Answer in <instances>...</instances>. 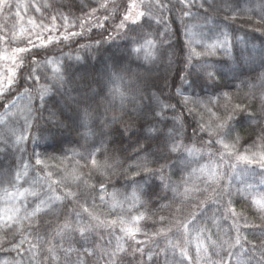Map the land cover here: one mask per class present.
<instances>
[{
  "label": "rangeland",
  "instance_id": "obj_1",
  "mask_svg": "<svg viewBox=\"0 0 264 264\" xmlns=\"http://www.w3.org/2000/svg\"><path fill=\"white\" fill-rule=\"evenodd\" d=\"M29 2L33 0H17L19 8L15 7L16 12L25 11L29 7ZM198 3H204L203 9L191 13L190 20L185 28L184 36L188 45L191 59L194 66L202 73L207 75L204 70L207 66L209 71L215 73V77L221 79L227 84V87L200 89L193 83L182 85L179 95L185 105L196 115L199 123L205 129L208 135L219 139L217 135L218 125L224 123L229 115L232 116L230 127L234 129L230 137H223L229 144H234V148L224 150L222 145L216 143L225 153H240V156L247 155L257 158L264 153V38L257 32L247 34L236 32L231 26V21L239 17L246 16L260 20L261 8L264 7L262 0H234L235 12L226 9L222 0H198ZM211 5V7H210ZM12 18L6 22L12 21ZM235 17V18H233ZM156 35V32H152ZM225 34L229 43L224 47H219L224 42ZM141 43L132 44L138 46ZM216 45L215 48L212 46ZM118 46L112 48L107 54H101L95 59V65L84 69H79L75 75L77 80L87 77L89 80H99L102 83L105 101L117 107L118 110H126L141 115L138 102L139 96L134 90L129 91L126 87L132 81L139 82V89L148 85V81L140 79L143 71L139 65L135 68L131 66V58L124 55L125 51L120 53L124 56L114 55ZM195 50V52H193ZM119 53V54H120ZM195 53H200L199 56ZM0 70H5L6 59H1ZM64 58H55L49 62L48 70L38 72L40 81L47 79L52 70H63ZM96 66V67H95ZM153 69V68H150ZM117 71L124 76L123 81L109 82L111 73ZM82 72V73H81ZM0 75H2L0 73ZM139 77V78H138ZM119 86L126 92V98L123 103L119 96L113 97V92ZM22 87V86H21ZM20 87V88H21ZM94 87V86H93ZM73 95V94H72ZM75 96V94L73 95ZM68 96L58 98H46L41 104V108L35 110L31 101L18 92L15 94L5 109L0 112V175L15 176L21 173L20 180L15 185L8 183L0 184V264H43L46 259L44 247L52 248L47 251L49 259L58 261L60 259V247L50 246L47 243L46 235L35 232L33 224L42 211L47 214L54 213V206L49 210L45 205H41L42 211L35 216H27L28 213L40 204L38 199L26 197L24 202L17 200L5 201V190L16 192L17 189L23 192L25 189L31 191L36 185V181L30 178L33 167L36 165V156H39L43 165L40 167L50 171L54 175L55 181H62L60 185L65 188H73L81 191L82 201L92 204V207L98 214H104L109 221L117 220V231L112 235V239L106 240L104 248L116 257L121 251H128V247L133 245L135 252L139 253L142 260L147 264H157V256L164 244L163 241L153 240V244L148 239L153 234L154 227H146L147 218L152 214L145 211L144 208L150 202V196L156 186L155 176H152L146 183L138 186L134 180H139L137 173L143 174L140 164H145L150 168L161 166V159L154 155L144 153L138 160L127 163L123 158L108 153L104 147L106 136L101 138L99 135H89L84 138V129L77 130L73 126L67 128L55 129L49 124V114L54 113L55 118L64 120L69 115L67 105ZM105 105V103H104ZM240 105L241 111L236 108ZM103 114V112H102ZM241 115L239 117L238 115ZM104 116V115H103ZM106 116L103 117L105 119ZM113 117L108 118L112 120ZM40 127L44 128L40 131ZM77 130L76 134L74 130ZM251 134H246L248 131ZM254 131V132H253ZM38 133L37 140L32 138V133ZM108 132V131H107ZM248 132V133H249ZM23 136V141L18 142V138ZM104 139V140H103ZM89 153H92L97 161V167H93ZM35 154V155H34ZM202 157L192 150L187 157L179 158L168 166L169 169V191L170 199L181 196L192 197L203 196L215 186L218 180L219 166L217 161L211 162V159L205 155ZM243 161V160H242ZM150 164H149V163ZM259 164H243L235 167L229 176V191L232 195L231 202L238 198L243 205L245 202L253 213V217L244 215V228L250 229L253 225L257 226L256 221H264V214L260 213L253 201L255 199H264V172L256 167ZM203 169V171H201ZM215 169L216 175L210 176V170ZM73 175L78 176L79 180H73ZM86 181L87 183H83ZM103 182L107 185L103 193L99 192V184ZM156 190V188H155ZM187 190V191H186ZM103 195L101 201L99 196ZM115 196V200L113 197ZM149 196V197H148ZM93 201H95L93 203ZM236 203H239L238 201ZM114 204H120L123 207H115ZM170 206V202H168ZM13 206L20 207V213L14 217L11 227L5 225V209ZM141 215L142 219L138 224L139 231L134 238L126 236L120 228L119 220H129L130 217ZM223 218H218L213 213H201V218L196 221L195 228L203 230L197 233L193 226L190 227L188 235L189 250L195 258V249L197 243H204L209 246V252L213 251L211 243L217 244L228 240L232 243L230 229L227 225L221 224ZM249 219V220H248ZM253 220L255 222H253ZM254 228V227H253ZM247 234L252 235L253 239H246L244 243L256 246V241L264 240V233L250 229ZM37 235L40 239H37ZM180 233H178V239ZM175 236H173V241ZM182 239L178 240L180 242ZM35 245V247H33ZM227 246H225L226 250ZM19 249V251L17 250ZM85 249L89 254H93L92 243L83 247L73 246L68 257L63 260V264H90L85 255ZM221 251V256L224 255ZM248 246L243 249L238 248L235 256L237 264H247L249 260L256 264L253 255H242V252H252ZM132 251V250H131ZM22 253V255H21ZM88 254V255H89ZM162 255L161 264H187V262L174 252H166ZM167 256V262L165 261ZM259 258V257H258ZM213 259H216L214 256ZM160 261V260H159Z\"/></svg>",
  "mask_w": 264,
  "mask_h": 264
},
{
  "label": "trees",
  "instance_id": "obj_2",
  "mask_svg": "<svg viewBox=\"0 0 264 264\" xmlns=\"http://www.w3.org/2000/svg\"><path fill=\"white\" fill-rule=\"evenodd\" d=\"M11 3L16 5L17 0H11ZM28 3L29 7L25 11H20L19 16L16 15L15 6L10 12L7 10L0 12V36L5 37L4 40H0V57L11 56L17 47H31L27 43L31 39L36 45L31 48V55L36 56L38 61L33 69L34 75H39V71L46 69L49 72L47 62L58 57L64 58V71L52 70L49 77L42 81L40 79L35 82L31 79L26 80L23 77L28 76L27 69L32 65L31 59L28 58L30 54L27 52L18 54V57L21 55L24 57V67L17 72L15 84L10 91L7 85L4 86V94L0 95V112L10 104L17 92L26 96L35 110L41 108V104L46 98L53 96L65 98L68 96L65 88L58 87L60 76L65 79L70 75L75 77L78 68L85 71L88 67L95 65L97 57L107 54L112 51L113 47L118 46L114 55L129 56L132 61L131 66L136 68L139 65L138 68L143 71L144 75L140 79L149 83L141 87L142 89L134 90L135 95L137 92V96H139L137 99L140 105L139 110L144 109L141 111V113L143 112L141 115L126 110L122 111V109L118 110L109 101L102 100V97L105 99L104 92L100 91L101 88L103 89L102 83L93 84L94 88L100 92L93 103L94 106L99 104L101 114L103 112L102 118L104 116H106V120L110 117L116 118V123L110 124L107 129L109 133L106 136L107 139H103L104 142H102L106 151L123 158L127 163L138 160L141 155L148 153L142 151V148L155 147V142L149 144L143 138L146 135L155 134L149 133L148 128L157 126L158 120L161 121L159 127L165 128L173 136L178 135L176 143L180 150L169 152L167 148L159 149L158 154L154 156L161 159V166L150 168L152 171L163 169L162 176L157 175L154 178L156 190L153 189V193L149 195L150 202L144 208L145 211L152 214L150 218H147L146 227H154L153 234L148 239L152 244L153 240L157 239L164 242L157 256V264H161L162 255H165L163 252H174V255L180 256L187 264H193L192 261H188L185 256L181 255L183 250L187 255L192 256L189 250L188 235L182 234L181 225L188 221L195 223L201 218L202 212L204 214L213 213L218 218H223L220 219L221 224L227 225L231 231V244H234L235 238L239 236L241 244L252 249L253 242L250 245L244 243L246 239H253V236L247 232L250 229H256V231L264 233L262 231L264 230V221H256V227L246 230L243 217L244 215L253 217L252 210L246 208L245 206L248 207L247 203L245 202L243 205L238 198L231 202L232 195H229V176L235 167L243 164V161L238 159L241 152L224 153L216 143H210V141L216 140L215 137L206 133L207 131L203 129L196 115L185 105L179 95L180 87L188 83H193L203 90L227 87V84L219 78H215L214 81L209 80L206 74L194 66L184 36L185 28L190 20L189 16L183 14L184 3L181 0H151V3L149 0H33ZM133 4L135 7L132 6ZM161 4L163 7L158 6ZM199 9L201 8L197 0V5L189 10L194 13ZM141 10L145 12V17L137 18V14ZM11 12H15L13 15L14 25L12 21L6 22L12 18ZM126 15L129 16L128 19H125ZM52 17H55V21L52 20ZM121 24L124 26L121 27ZM230 24L236 32L253 35L258 32L264 38V22H260V20L242 16L231 21ZM21 29L24 31L22 32ZM253 30H257V32H253ZM153 31L156 32V35L152 34ZM72 33L76 35H72ZM41 41L44 46H41ZM134 42L141 44L132 47ZM121 51H125V54H121ZM11 66V61L6 59L5 70H0L2 74L0 80L11 75L8 72ZM72 94L77 95L76 92H72ZM40 95L44 96L42 103L39 100ZM67 102L70 109L72 101L68 99ZM162 106L163 111L161 110ZM238 116L241 117V115ZM229 123L231 124L232 121ZM43 130L44 128L40 127V131ZM74 131L78 133L76 129ZM248 132L246 133L248 135L254 134ZM35 135L36 137L32 133L34 142L37 140L38 133L35 132ZM169 147H171V141H169ZM192 150L202 157L207 155L212 163L218 160L220 173L218 172L217 183L203 196H196L198 197L196 200L185 196L177 198V201L174 198L167 200L168 196L170 199L168 190L170 173L169 169L166 170L165 167L169 168L174 161L183 156L187 157ZM140 167L144 170L145 168L149 169L150 165L147 167L143 163L140 164ZM256 168L264 172V167L257 166ZM48 172L50 171L40 166L33 167L30 178L37 183L31 191L34 190L38 195L28 196V199H38L39 203L41 199H46L47 195L60 198L54 205L55 211L52 215L42 211L33 224L35 232L40 233L41 231V235H46L47 243L50 246L60 247L61 254L58 261L49 259L47 251L52 248L44 247L46 259L43 264H63V260L66 261L64 249L69 247L72 249L75 245L84 247L89 243H92L93 253H95L86 255L90 264H147L140 258L139 253L133 254L134 248H136L133 245L128 247V251H121L116 257L112 256V259L109 260L110 251L104 248V243L106 240L112 239V235L117 231V225L107 227L106 223L109 220L105 218L104 214H98L91 203L88 205L87 202L81 200V191L65 188L59 184V186L53 185L54 190L49 193L48 185L52 184L55 179L53 174L51 178H48ZM69 191L73 194L70 197L67 196ZM237 201L239 203H236ZM168 202H170V206ZM85 208H87V212H84ZM230 209L235 210V215L230 212ZM75 211L82 214L80 226H84L90 217L94 218L91 219V223L96 227L90 230L87 239L81 237L78 232H73L69 239L68 230L62 227L66 222H71L74 225L75 217L70 213ZM253 222L255 221L253 220ZM191 226L192 224H189V231ZM178 233H180L179 239ZM173 236H175L174 241ZM180 239L182 240L177 242ZM254 242L256 250H251V253L253 257L258 258L261 251H264V240L262 242L254 240ZM238 248L240 246H234L231 249L233 255L230 264H237L235 256ZM227 250L226 248L224 255Z\"/></svg>",
  "mask_w": 264,
  "mask_h": 264
},
{
  "label": "snow or ice",
  "instance_id": "obj_3",
  "mask_svg": "<svg viewBox=\"0 0 264 264\" xmlns=\"http://www.w3.org/2000/svg\"><path fill=\"white\" fill-rule=\"evenodd\" d=\"M182 3H184L185 6V11H184V15L185 16H191V12H190V8L191 7H195L197 5V0H181ZM204 2H206V0H204ZM224 6L226 9L230 10L231 12H235L236 11V7H234V0H222ZM149 3H151V0H149ZM262 4H264V0H262ZM17 7L19 8V5H13L11 3V0H0V12H4V11H11L13 7ZM103 6V5H102ZM133 7H135V4L132 5ZM160 7H163V5H158ZM199 7L201 9H203L204 7V3H200ZM211 7V5H210ZM38 10V9H37ZM19 11L16 12V15L19 16ZM145 17V12L143 10H141L140 12H138L137 14V18H144ZM129 16L126 15L125 19H128ZM235 18V17H233ZM52 20L55 21V17H52ZM134 23L136 21H133ZM260 22H264V7L261 8V15H260ZM30 23H33L30 21ZM124 25L121 24V27H123ZM21 31L23 32L24 29H21ZM72 35H76L75 33H72ZM5 37L0 36V40H4ZM27 43L31 46V47H26V48H20L17 47L13 50L11 56H4V57H0V59H8L11 61V67L8 69V72L11 73L10 76H8L6 79L0 80V95H3V88L5 85L8 86L9 91L11 90V87L14 86L16 78H17V72L20 69H23L24 67V57L21 55L18 57V54H22V53H29V59H31L32 61V65L29 66V68L27 69L28 71V76L23 77L24 79H31L34 82L39 80V76L38 75H34L33 74V69L34 66L38 63L36 56L31 55V48L35 47V43L29 39L27 41ZM229 43L228 41V37L225 34V39L223 43L219 44V47H224L225 45H227ZM41 46H44L43 41H41ZM213 48L216 47V45L212 46ZM137 51H139V49H137ZM193 52H195V50H193ZM38 55V54H37ZM195 55L199 56L200 53H195ZM262 56H264V53H261ZM69 70H70V66H69ZM207 72V77L209 80H215V73L212 71H209L207 66L204 69ZM60 80V84L58 85V87L60 88H65L66 90V94L68 95V98L72 101V105L70 107L69 110V115H67L65 117L64 120H59L55 118V114L54 113H50L49 114V119L48 122L50 125H52L55 129L59 130L61 128H67L69 126H75L77 128V130L80 129H84V133L83 136L85 139L88 138L89 135L92 136H96L99 135L101 138H103L104 136L108 135L109 133L107 132V129L109 128L110 124L116 123V118L113 117L111 121L103 119L102 118V114L100 112V108H99V104H95L94 106V99L97 95L100 94V92H98L96 90V88L93 87V84H101V81L99 80H89L87 77H83L80 80H77L75 77L73 76H69L67 79H65L63 76L59 77ZM124 80V76L121 75L119 72L114 71L111 73L110 76V80L109 82H114V81H123ZM139 82L138 81H132L130 84H127L126 87L129 91L135 89V88H139ZM102 88H101V92H102ZM27 91V90H26ZM72 92H76L77 95L73 96ZM115 96H119L121 102L123 103L124 99L126 98V92L122 91L120 89L119 86L116 87V89L113 92V97L115 98ZM39 100L41 101V103L44 100V96L40 95ZM169 108H171L172 106H167ZM237 109H240V105H236ZM141 111H143L144 109H140ZM163 111V106L162 109ZM174 110V109H173ZM241 111H246L245 109H240ZM232 120V116L229 115L227 117V119L225 120L224 123L219 124L218 127V132L217 135L219 138L215 141H210V143H219L222 145V148L224 150H228L229 148H234V144H229L226 142L225 139H223V137H230L232 131H234V129H232L230 127L229 122ZM161 123V121H157V126L153 127V126H149L148 131L149 133H155L154 135H146L144 136V140L148 141L149 144H152L153 142H155V147H151V148H147V149H141L142 151H146V152H150V154L152 155H157L159 152V149L161 148H167L169 152H177L180 150L179 146L177 145L176 141L178 139V135L177 136H173V134L171 132H167L165 130V128H161L158 125ZM24 137L20 136L18 138V142L23 141ZM169 141H171V147H169ZM35 155V154H34ZM89 158L91 159V164L93 167H97V161L94 157V155L92 153H89ZM238 159L243 160L245 162H247L248 164H259L261 167H264V153H261L259 155V157L257 158L255 155H253L252 157H249L247 155H243V156H239ZM35 163L37 166H41L43 165V161L39 156H36L35 159ZM42 170V169H41ZM203 171V169L201 170ZM163 174V169H160L159 171H152L150 169L145 168L143 170V174H141L140 172L137 173V176L139 177V180H134V183H136L138 186H140L142 183H146L152 176H157L160 175L162 176ZM21 173H16L15 176H11V175H0V184L3 183H8L10 185H15L16 182H18L20 180L21 177ZM210 176H215L216 175V171L215 169L210 170L209 173ZM52 173L48 172L47 173V177L51 178ZM80 178L78 176L73 175V180H79ZM62 181H53L52 184L48 185V192H52L54 190L53 185L59 186V184ZM83 183H87L86 181H83ZM107 185H105L103 182H101L99 184V192L103 193L106 190ZM187 191V190H186ZM37 196L38 194L33 190V191H29L28 189H25L23 192L19 191V189H17L16 192H8L7 190H5V195H4V199L5 201L8 200H17L19 202H24L27 196ZM72 192L69 191L67 193V196H72ZM229 195H231L229 193ZM59 197L56 196H52V195H47L46 199H41L40 204H38L32 212L28 213L27 210L26 214L27 216H35L37 213L42 211L41 205H45L49 210L53 209V206L56 204L57 200H59ZM99 199L101 201L104 200V196L100 195ZM113 200H115V196L113 197ZM95 201H93L94 203ZM229 203H231L229 201ZM254 205L256 206L257 210L264 214V199H255L253 201ZM115 207H120L122 208L123 206L120 204H114L113 208ZM5 216H6V220H5V225L6 227H11V223L14 220V217H17L20 213V207L19 206H13L11 208H6L5 210ZM84 212H87V208L84 209ZM230 212L235 215V210L234 209H230ZM70 215H74L75 217V222L74 225L71 222H66L62 227L65 230H68V237L69 239H71L72 233L73 232H78V234L83 237L84 239L88 238V234L90 233V230L94 227H96V225L91 223V218L89 219V221L84 224V226H80L81 225V221H82V214L79 211H75L73 213H70ZM142 219L141 215H136V216H132L130 217L129 220H124V219H120L119 220V225L121 228V231L128 236L129 238H134L136 235V232L139 231L138 227H135L134 225L138 224V222ZM117 224V220H112L106 223L107 227H114ZM189 224H192L193 229L197 232V233H202L203 230L195 228V224L193 221H188V222H184L181 225V228L183 229V233L184 235H187L189 232ZM252 227H256L255 225H253ZM264 231V230H262ZM59 235V233H57ZM37 239H40V237L37 235L36 237ZM246 239V238H245ZM58 244L60 243L59 241L57 242ZM225 246H227V253L224 256H221V251L225 250ZM234 246H240L241 249H243V245L241 244V238L239 236H237L235 238L234 244H230L228 240H224L222 243L217 244L215 241H213L211 243V247L213 248V251L210 253L209 252V246H206L204 243H197L196 245V249H195V258L193 256H189L187 255L186 252H184L182 250L181 255L185 256L186 259L188 261H192L193 264H230L231 261V257L233 255V252L231 251V249ZM33 247H35V245H33ZM252 250L255 251L256 250V246L252 245ZM19 251V249H17ZM72 251L71 247H69L68 249H64L65 252V258L67 259L68 254ZM88 251L87 249H85V255H88ZM95 254V253H93ZM242 255H249L251 256L252 253L251 252H242ZM22 255V253H21ZM109 260L112 259V256L114 254L109 253ZM216 257V259H213V257ZM256 260V264H264V251H261L259 258H255ZM165 261L167 262V256H165ZM247 264H252V261L249 260L247 262Z\"/></svg>",
  "mask_w": 264,
  "mask_h": 264
}]
</instances>
